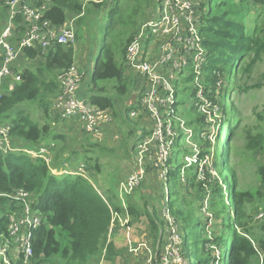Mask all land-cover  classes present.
Returning a JSON list of instances; mask_svg holds the SVG:
<instances>
[{"label": "trees", "instance_id": "1", "mask_svg": "<svg viewBox=\"0 0 264 264\" xmlns=\"http://www.w3.org/2000/svg\"><path fill=\"white\" fill-rule=\"evenodd\" d=\"M49 1L51 5L45 8L42 20H48L54 26L66 23L68 14L72 18L82 14L83 5L78 2ZM261 2L262 0H215L214 3H210V0H204L197 7V30L204 48L201 72L206 82L204 94L207 98L216 96L217 83H220L219 95L222 97H225L224 95L229 91L230 93L234 91L238 96L246 95L256 88H262L263 81L253 83V70L264 57V30H258L256 23ZM36 3L40 6L42 0ZM3 5L0 2V30L5 21L6 8ZM93 5L97 9L100 8V4L93 3ZM249 19L253 20V27L248 24ZM85 30L91 39L90 63L93 62L91 56L94 47L99 44L97 62L91 76L94 89L106 92V88L98 87L97 82L111 79L119 82L121 92L131 86L132 82L135 83L133 87H138L141 79L132 80L128 73L125 74L117 65L112 45L106 41L105 36L96 43L92 40L93 35L90 30L87 27ZM135 36L127 40L125 53ZM23 58L24 60L28 58L30 63L20 73L19 83L12 91L5 92L0 98V123L12 126L11 136L16 146L36 148L34 145L39 144L47 148L51 147V143L47 141L50 139L56 144V160L62 159L54 161L55 158H50V161H47L43 156L34 158L24 151L0 155V194L11 193L18 188L33 192L35 209L45 216L43 223L34 233L33 254L26 257L19 248V256L16 258L11 256V264H91V261L98 262L101 259L116 264L117 255L123 252L117 251L114 242L109 238L114 212H118L123 217L129 216L132 220L145 217L150 233L155 238L158 237L159 251L162 250L165 253L169 227L166 228L168 223L158 213L160 204L172 209L173 217L178 223L182 240L180 248L184 256L182 264H260V255H264V222L258 226L259 233L256 232L250 226L251 216L245 209V201L249 195L243 190L235 192V186L229 188L236 182L235 169L232 170L231 178L225 180L226 188H222L218 178L210 174L206 178L201 176L200 165L202 157L207 152L204 144L207 141V133L210 132L207 120L209 115L201 109L206 106V103L198 99L196 95L198 87L194 84L196 75L191 62L180 65L176 69L177 77L172 78L177 89L180 85L182 86L179 93L180 99L174 104V110L176 113L182 111L181 115H184L186 120L185 125L192 131L191 133L177 132L175 128L170 159L175 153L180 155L181 163L168 174V185L166 180L159 179L164 176H157L156 171H151L152 175L159 177L158 186L154 191V193L160 192L159 204L152 205L149 198L143 194L140 200L135 199L131 203L130 200V204L125 207L118 204L112 197L104 199L93 184L81 175H56L52 171L53 169L62 171L66 163L75 168L77 164L83 162L89 173H94L93 170H97L98 167L91 165L94 156L85 146H82L85 142L93 145L91 143H94L93 136L86 135L80 129L83 135L88 137L87 140H80L77 146L81 148L77 149L75 141L68 142L69 137L73 135V126H70V123L75 119L59 120L58 114H55V120L52 118L53 103L60 93L58 77L75 64V46L57 43L53 44L47 52H43L39 46L26 47L23 50ZM165 69L168 68L165 67ZM140 75L145 80L146 93L148 82L145 75ZM145 93L139 98L135 108L125 106L123 109L127 122L122 123L128 127V136L134 132V128L136 131L135 137H130L135 140L136 154L138 145L136 140L148 135L145 130L138 128V125L143 124V119H146L148 124H153L149 120L148 110L142 101ZM166 93L164 92V95ZM220 96L217 102L226 110L224 111L226 115L227 112L232 114V109H228L230 104L225 101L222 106ZM193 99L195 102L191 103ZM91 101L104 109L115 107L114 101L109 96H105V93L94 95ZM119 102L122 104L123 100ZM34 105H38L43 113L46 120L43 125L33 120L27 112V108ZM232 106L233 104L231 108ZM143 108H145L144 112ZM208 109H214V106L209 104ZM136 110L139 114L137 112V115H132ZM111 114L113 117L111 125H113L116 123L118 113L114 110ZM254 115L258 125H245L242 127V132L238 110L220 127L219 135L224 137L223 146L226 154L220 156L214 152L213 157V163L220 175L225 176L224 168L220 166L222 157L229 158L231 155L232 142L239 131L240 139L245 141V150L252 156L253 152L264 149V134L260 130L264 127V106L261 112L255 111ZM56 119L63 122L59 124L57 131L53 125ZM176 124L178 125L174 121V126H177ZM108 129L110 126L103 129L100 138L95 141H101ZM113 134H117V130L113 131ZM187 140L194 141L197 148L190 146ZM52 153V149H49L48 156L50 157ZM80 157H84L82 162H79ZM187 158L191 160L186 161ZM258 171L264 183V165L262 166L261 162H259ZM147 187H150V183ZM166 187H169L171 195L169 203L165 200ZM227 189L231 193L232 203L235 204L230 211L229 205L225 203ZM154 193L151 191V196L156 198ZM256 194L262 197L261 205L264 207V193L257 190ZM206 200L207 206L210 203L208 209L211 216H202ZM0 206L2 208L0 233H7L8 214L18 208L15 203H9L3 198H0ZM218 222H223L228 228V233L230 231L233 233L229 235L228 247L225 250V239L218 243L220 253L217 255L214 247L218 238V234L215 233ZM112 233L116 234L114 231ZM161 254L158 253V258Z\"/></svg>", "mask_w": 264, "mask_h": 264}, {"label": "rangeland", "instance_id": "2", "mask_svg": "<svg viewBox=\"0 0 264 264\" xmlns=\"http://www.w3.org/2000/svg\"><path fill=\"white\" fill-rule=\"evenodd\" d=\"M74 2H78L80 5H83L82 14L75 15V30L77 33V41L75 43V64L79 66L80 70L85 73L83 78V82L81 88H86L88 90V94L86 98L88 101H91V98L95 95H102L105 93V96H109L115 103L114 109L110 108L109 110L113 113L114 110L118 113V117L115 119L116 123L113 125H109L110 129L107 130L106 134L104 133V137L101 141H95L94 143L87 144L85 142L82 146H85L87 150L92 152L94 156L91 165L94 166L97 170H93V172L87 174L85 177L89 180L94 188L103 195L104 199L107 197H112L117 201L118 204L127 207L131 202L135 199L140 200L141 195L145 194V197L149 198V201L152 205L154 203L159 204V196L160 192H155L156 187L158 186V178L160 177L161 181L166 180L168 185L169 175L163 173V168L170 167L172 171L173 168L177 167L181 163L180 155L175 153L172 154L171 158V133L175 134L177 132H187L191 133V128L186 126L184 115H181V112L176 113V117L170 118L169 125L167 126V130L159 136V138L153 139L155 136L153 131V124H148L146 119H143V124H139L138 128L141 130H145L148 135L143 137L144 140L141 143L150 142L149 146L146 150L140 151V147L138 146V152L136 154V146L134 145V141L130 137H135L136 131L134 128V132L128 136V127L122 122H127V116L125 115L123 109L124 107L135 108L138 104L139 98L145 93V80L144 78L135 70L127 67L125 62V48L127 44V40L135 36L143 27V25L148 21L154 18L160 8V0H110L105 2L104 4H100V8L97 9L92 2L89 0H72ZM264 0L260 3V9L258 20H257V28L258 30H264ZM215 0H210V3H214ZM85 15V16H84ZM87 15V17H86ZM71 15L68 14V17ZM73 17V18H74ZM70 19V18H69ZM72 19V18H71ZM70 19V20H71ZM4 20V17H3ZM253 20L249 19L248 24L253 27ZM256 26V25H255ZM90 30V33L93 35L92 40L96 43H99L101 38L105 36L106 41L112 45V51L114 55V60L119 67H121L124 73H128V76L137 81L141 79L138 87L135 86V83L132 82L131 86H129L124 92H121L119 88V82L115 80H100L97 82L98 87H105L106 92L102 90L94 89V84L91 82L92 72L95 68L97 62V53L98 46L97 44L94 47V52L92 57V67L86 66V62H89L90 59V45L91 39L88 35V32L85 28ZM85 30V31H84ZM84 32V37H83ZM93 32V33H92ZM264 32V31H263ZM83 38V39H82ZM158 43L160 45V51L162 50V46L165 43L163 38L158 39ZM86 51V52H85ZM26 68V65L23 64L17 65V69L22 71ZM170 70H172L170 68ZM200 85L201 87L206 86V82L203 79V75L201 72ZM264 78V57L263 59L256 65L253 70V83L261 82ZM93 85V86H92ZM118 88H117V86ZM182 86L178 87V91ZM81 92V90H80ZM79 92V95H80ZM220 94V83H217L216 87V96H213L209 99L210 105L214 106V109L205 110L204 112L208 113V123L210 132L207 133L206 139L207 141L204 144L205 156L202 157V162L200 165L201 168V176L206 178L209 174L210 176H214L218 178L221 187L226 188L225 180L226 178H231L232 170L235 169V185H231L229 188L234 187V191H242L249 195V197L245 201V209L250 214V226L255 229L256 232L260 230L258 227L259 224H263L264 217H260L261 214H264V207L261 205L262 197L257 196L256 191L261 190L264 193V183L261 180L258 167L259 162L264 165V149H259L253 152V156L247 150H245V141L244 139H240V131L242 127L245 125L257 126L258 122L256 120V116L254 112H261L264 106V84L262 88H256L251 90L246 95H238L232 91L230 93L226 92L225 97H222ZM230 94V96L228 95ZM81 96V95H80ZM218 96L221 97V104L224 106L225 101L227 104H230L228 109H232V114L227 112L224 108H221L219 102H217ZM83 97V96H82ZM180 99V96L178 100ZM199 99V97H198ZM123 100V103L120 104L119 101ZM195 99L191 101L194 103ZM233 104L232 108L231 105ZM240 115L241 129L238 132V136H235L233 139V148L232 153L229 155V158L222 157V162H220V166L223 169V174L225 176L220 175L218 169L215 167L213 163L214 152H217L220 156H225L226 152H224V137L219 135V130L222 124L229 120L230 117L235 115L236 111ZM225 111V112H224ZM28 114L31 115L32 119L38 122L40 125L46 122L43 113L38 105H34L27 108ZM53 118V117H52ZM135 120V119H134ZM149 120L152 123L156 122L150 117ZM174 121L178 123L177 126H174ZM163 121H159L157 118V124ZM165 122V120H164ZM142 123V121H141ZM165 124V123H163ZM130 126V124H129ZM117 130V134H113L114 130ZM58 126H55V129H58ZM155 128V127H154ZM175 128H177L175 130ZM261 132L264 134V127L260 128ZM57 131V130H56ZM242 132V131H241ZM89 136V135H88ZM86 135L80 131L79 128L74 129L73 135L69 137L68 142L70 143L72 140L75 141V147L80 149L77 145L80 140H87ZM220 136V137H219ZM174 140V138H173ZM138 142V140H136ZM188 141V140H187ZM98 142V143H97ZM167 143V144H166ZM188 144L193 148H197V145L194 141L189 140ZM135 146V147H134ZM73 148V147H72ZM215 150V151H214ZM49 152V150H48ZM47 152V153H48ZM56 152H53L50 155V158H55ZM137 156V158H136ZM62 158L57 159L61 161ZM84 157H80L79 162H82ZM56 158L54 161H57ZM190 161V158H187L186 161ZM52 165V164H51ZM79 165V164H78ZM76 165V167L78 166ZM150 171V173H149ZM151 171H156L157 176L152 175ZM56 175H62L60 171H55ZM133 174V177L137 179H144L143 182L133 191L131 196L122 195L121 194V183L127 182L130 179V176ZM150 174V175H149ZM77 176V175H76ZM220 177V178H219ZM211 179V178H210ZM145 181V182H144ZM155 181L157 183H155ZM137 181H133L136 183ZM141 182V181H140ZM150 183V187L148 186ZM155 183V185H154ZM161 184V183H160ZM155 186V187H154ZM165 187V186H164ZM162 188V186H161ZM141 191V192H140ZM151 191L155 194L156 198L151 196ZM166 199L171 200L169 187H166ZM227 192V193H226ZM226 193V201L229 211L234 208L235 204L232 203V196L229 192V189L225 191ZM143 199V198H142ZM131 200V201H130ZM130 201V203H129ZM206 206L203 208L202 216H211L209 212V205L207 206V200L205 202ZM160 208L158 213L161 214L162 217L166 220L169 227L168 230V240L166 245L165 253L159 251V240L158 237L155 238L149 231L148 222L145 217L140 219H131V217L122 215L115 216V213L112 214V221L110 226L109 238L114 242L117 251H121L116 258V264H156L157 262L165 261V264H182L184 262L183 254L181 252V244L182 240L178 229V223L174 220L172 209L168 206L160 204ZM243 207V206H242ZM114 212V211H113ZM2 214V208L0 206V215ZM132 220V221H131ZM128 221V222H126ZM132 222V223H131ZM209 222V221H208ZM221 228V230H220ZM114 231V234L112 233ZM175 231V232H174ZM215 233L218 234V238L216 240L215 245V254L220 253V248L218 243L225 239V247L224 250L228 247V238L232 231L228 233V228L223 222H218L215 226ZM259 233V232H258ZM257 233V234H258ZM158 253H162L158 258ZM20 254V249L15 248L12 256L18 257ZM163 256V258H162ZM162 258V259H161ZM183 260V262H182ZM64 262V260H63ZM182 262V263H180ZM0 264L3 263V259L0 256ZM53 264V263H49ZM91 264H112L106 259H101L100 261H91ZM260 264H264V255H260Z\"/></svg>", "mask_w": 264, "mask_h": 264}, {"label": "built area", "instance_id": "3", "mask_svg": "<svg viewBox=\"0 0 264 264\" xmlns=\"http://www.w3.org/2000/svg\"><path fill=\"white\" fill-rule=\"evenodd\" d=\"M30 1L0 0L7 10V21L0 30V98L5 92L12 91L20 81L22 71L17 69V65L23 56L24 48L39 46L43 52H47L53 44L75 45L77 41L75 18L61 26H54L50 21L42 20L43 12L47 7L36 6ZM108 1L110 0L90 2L104 4ZM202 1L204 0H160L157 14L143 25L139 34L127 46L125 53L127 66L145 75L148 82L142 101L146 105L149 117L156 122V125L153 123L152 133H155L153 139L159 138L164 130H167L170 118L177 116L173 106L179 98V91L174 86L172 78L177 77L176 69L180 65L192 63L196 75L194 84L198 87L196 95L206 103L201 109L207 110L210 104L209 98L204 94L205 86L200 85L204 48L197 30V7ZM18 18L20 20H17ZM160 38L165 41L161 51L158 43ZM84 76L85 73L76 64L59 75L60 93L54 100L52 111L55 109L63 119H75L81 130L96 140L100 138L103 129L112 123L113 117L109 109L101 108L79 95ZM164 92L167 93L164 95ZM144 110L145 108L143 112ZM137 112L136 110L132 115H137ZM157 118L165 124L162 122L157 124ZM183 123L185 124L184 121ZM11 128L10 124L0 123V155L24 151L34 158L43 156L50 161L48 150L54 148V144L47 148L41 145L36 148L16 146L11 136ZM168 130L172 147L173 134L170 129ZM143 140V137L138 140L137 152L138 146L142 152L149 146L150 142L139 145ZM64 166L65 168L60 171L62 174L85 176L88 172L83 162L75 168L69 163ZM162 171L168 175L171 170L168 167L163 168ZM143 180L133 177L132 174L129 181L121 183V194L130 196ZM133 181L137 182L133 183ZM0 198L15 203L18 208L8 214L7 233H0V256L4 264H11V256L15 248H21L26 257L33 254L34 233L43 223L45 216L40 211H36L33 192L24 188L15 189L8 194L2 193ZM114 213L116 217L120 215L118 212ZM260 217H264V214ZM159 264H165V261Z\"/></svg>", "mask_w": 264, "mask_h": 264}, {"label": "crops", "instance_id": "4", "mask_svg": "<svg viewBox=\"0 0 264 264\" xmlns=\"http://www.w3.org/2000/svg\"><path fill=\"white\" fill-rule=\"evenodd\" d=\"M90 1V0H89ZM36 2H38V0H31L30 1V3H32V4H34V5H36L37 3ZM42 5H40V6H46L47 8L51 5V1H49V0H42V3H41ZM36 6H38V5H36ZM6 15H7V10L5 11V21L3 22V25H2V28L5 26V23H6ZM72 18L71 16L70 17H68V20H70V19ZM67 20V21H68ZM86 52V51H85ZM30 63V60L27 58V59H25L24 60V58H23V56H22V58L19 60V62H18V64L20 65V64H23L24 66L26 65H28ZM92 63H90V61L89 62H86V66H89L90 68L92 67V65H91ZM87 94H88V90L86 89V88H81V92H80V95L81 96H83V97H86L87 96ZM51 112H52V117H53V120H55V118H56V116H55V114H58V112H56V111H52L51 110ZM58 116H59V120L61 119V120H66V119H63V118H61V116L58 114ZM59 120H57L56 119V121L55 122H53V125L54 126H58L59 127V124H62L63 122L62 121H59ZM68 120V119H67ZM70 126H73L72 127V133H74V129H77V128H79V129H81L80 128V126H79V124H78V122H76L75 120H73L71 123H70ZM55 129V128H54ZM55 130H57V129H55ZM47 141H49L50 143H51V146H52V144H54V148H52V151L53 152H56L57 153V150H56V144L53 142V141H51L50 139L49 140H47ZM46 141V142H47ZM42 143H44V144H49V143H45V142H42ZM34 146H39V144H36V145H34ZM56 155V154H55ZM78 165V164H77ZM53 172H54V169L52 170ZM56 171V170H55ZM55 173V172H54Z\"/></svg>", "mask_w": 264, "mask_h": 264}]
</instances>
